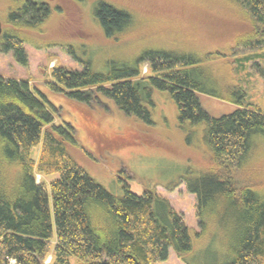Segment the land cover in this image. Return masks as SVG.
Here are the masks:
<instances>
[{
	"label": "trees",
	"instance_id": "1",
	"mask_svg": "<svg viewBox=\"0 0 264 264\" xmlns=\"http://www.w3.org/2000/svg\"><path fill=\"white\" fill-rule=\"evenodd\" d=\"M228 1L239 13L235 24L242 32L222 53L213 50L199 59L146 49L124 64L81 60V69L53 68V82L47 83L89 105L107 99L147 124L152 123V91H164L181 123L204 125L206 167L186 182L196 197L193 237L182 214L155 191L137 194L123 182L122 194L114 195L90 177L71 154L80 146L69 123L55 124L45 98L27 81L0 76V264H158L169 248L184 264H264V91L257 81L247 84L252 76L264 85V0ZM1 4L10 24L2 29L1 50L13 49L24 63L26 30L40 31L49 3ZM93 15L109 40L130 22L128 10L107 0L95 1ZM235 46L248 49L234 60L237 81L230 80L228 95L216 88L226 75L208 61L233 55ZM143 62L151 75L139 77ZM199 94L237 108L211 116ZM36 173L57 177L37 182ZM193 240L205 246L193 249Z\"/></svg>",
	"mask_w": 264,
	"mask_h": 264
},
{
	"label": "rangeland",
	"instance_id": "2",
	"mask_svg": "<svg viewBox=\"0 0 264 264\" xmlns=\"http://www.w3.org/2000/svg\"><path fill=\"white\" fill-rule=\"evenodd\" d=\"M95 1L47 0L50 14L40 31H23L29 40L23 42L24 63L16 59L13 49L1 50L0 43V76L27 81L34 94L45 98L54 123H69L80 146L71 154L90 177L114 195L122 194L123 182L137 194L155 191L182 214L193 237V231L198 230L196 197L188 191L186 182H193L206 167L209 151L204 125L181 123L175 102L164 91H152V123L147 124L123 114L107 99L89 105L52 91L47 83L53 82V68L81 69V60L91 59L100 65L112 59L124 64L146 49L199 59L213 50L222 53L230 43L232 46L236 33L242 32L235 24L239 13L228 0H107L130 14L129 24L116 39L109 40L93 15ZM4 13L1 4L2 29H7L10 24ZM247 49L235 46L233 55L208 61L227 77L217 83L219 92L231 94V81H237L232 71L234 60ZM139 69V77L151 75L147 63H141ZM247 79L248 85L259 82L255 83L258 90L264 91L257 77ZM199 98L211 116L237 108L232 102L206 94H199ZM31 153L35 157L37 148ZM56 177L36 173L35 180L49 182ZM193 242V249L198 250L206 243ZM158 264L184 263L169 248L167 258Z\"/></svg>",
	"mask_w": 264,
	"mask_h": 264
},
{
	"label": "water",
	"instance_id": "3",
	"mask_svg": "<svg viewBox=\"0 0 264 264\" xmlns=\"http://www.w3.org/2000/svg\"><path fill=\"white\" fill-rule=\"evenodd\" d=\"M2 33V26H1V21H0V35Z\"/></svg>",
	"mask_w": 264,
	"mask_h": 264
}]
</instances>
